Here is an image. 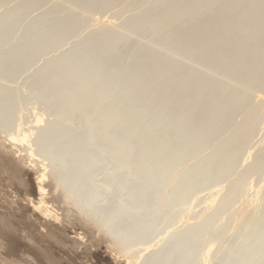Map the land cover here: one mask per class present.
<instances>
[{
    "label": "bare ground",
    "instance_id": "obj_1",
    "mask_svg": "<svg viewBox=\"0 0 264 264\" xmlns=\"http://www.w3.org/2000/svg\"><path fill=\"white\" fill-rule=\"evenodd\" d=\"M11 1L0 134L48 170L34 209L120 264H264V0Z\"/></svg>",
    "mask_w": 264,
    "mask_h": 264
},
{
    "label": "rangeland",
    "instance_id": "obj_2",
    "mask_svg": "<svg viewBox=\"0 0 264 264\" xmlns=\"http://www.w3.org/2000/svg\"><path fill=\"white\" fill-rule=\"evenodd\" d=\"M16 1L18 0H12L14 3L11 4L14 5ZM50 5L51 3H44L40 9L33 11L26 21ZM110 12L113 10H108L104 14L108 15ZM35 21L36 18H33L30 25ZM65 46L68 47L69 44ZM52 54L56 53L51 52L48 55ZM41 61L43 62V59L38 62ZM27 75L25 73L22 77H17L15 84L21 85ZM2 78L7 81L3 74ZM259 136H256V140ZM4 143L0 134V264H120V261L115 260L114 254L105 248L107 237L99 234L101 237L98 235L95 240H89L90 243L88 239L82 243H75L70 239L71 235L84 231L79 225L81 220L78 218L79 212L76 214L74 210L75 207L73 211L68 212L66 222L61 214L60 220L54 224H51L49 219L46 221L43 215L34 209L33 205L38 196L36 179L44 172L48 173V170H43L36 162H31L25 155L23 147L11 148L7 143L3 145ZM47 183L48 181L43 182L47 187L46 196L50 194L53 197L54 195L48 192L51 188L46 186ZM53 199L50 198L52 200L50 205L57 206L55 209L58 213L63 211V208L58 206L60 202L55 200V203Z\"/></svg>",
    "mask_w": 264,
    "mask_h": 264
}]
</instances>
